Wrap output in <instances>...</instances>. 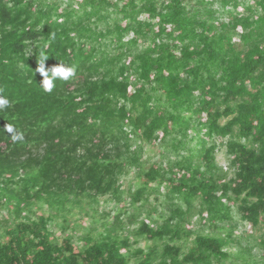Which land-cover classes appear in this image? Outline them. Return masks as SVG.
<instances>
[{
  "label": "trees",
  "instance_id": "1",
  "mask_svg": "<svg viewBox=\"0 0 264 264\" xmlns=\"http://www.w3.org/2000/svg\"><path fill=\"white\" fill-rule=\"evenodd\" d=\"M0 97V264H231L235 210L264 227V0H0Z\"/></svg>",
  "mask_w": 264,
  "mask_h": 264
},
{
  "label": "rangeland",
  "instance_id": "2",
  "mask_svg": "<svg viewBox=\"0 0 264 264\" xmlns=\"http://www.w3.org/2000/svg\"><path fill=\"white\" fill-rule=\"evenodd\" d=\"M144 158L148 159L150 158V162L161 160V148L159 147H150L146 145V151L144 154ZM217 160L220 163V165H223L224 167L228 166V159L226 155V149L225 147H222L217 152ZM149 165V163H148ZM125 186L129 187L132 183L136 181L135 178V171H132L129 175H127L124 179ZM107 197H102L100 204H99V213L100 214H107L110 213L111 217L115 214V203L113 201L107 200ZM47 210V209H45ZM155 215H158L157 213ZM78 217V214H75L73 218ZM101 217L100 215L98 216ZM103 219V218H101ZM92 219L86 217L87 224L90 223ZM233 224L235 226V230L237 234L247 233L245 236H243L242 245L241 247H238L234 245L231 250L233 251L232 258L228 261L231 264H264V251L257 245V241L261 238L262 235H264V227L260 230H254L249 224H245L241 221L240 216L238 212L235 210L234 212V221ZM225 225H228L227 223ZM100 226V224H98ZM54 230L57 234H62L63 230L60 226L54 225ZM74 229V228H72ZM72 229H68V232H72ZM76 234L81 233V229H75ZM212 229L208 228L205 232H211ZM140 246H145L146 241L143 240L139 243ZM240 248H247L250 249L249 254H246L247 259H243V257L240 256Z\"/></svg>",
  "mask_w": 264,
  "mask_h": 264
},
{
  "label": "clouds",
  "instance_id": "3",
  "mask_svg": "<svg viewBox=\"0 0 264 264\" xmlns=\"http://www.w3.org/2000/svg\"><path fill=\"white\" fill-rule=\"evenodd\" d=\"M46 59L47 56H41L36 71L42 76L40 87L43 91L50 93L55 87V82L57 80L66 81L70 79L76 74V68L74 66H66L61 62L55 66L46 67ZM8 103L9 101L6 98L0 97V110L6 108ZM3 130L13 142L22 141L24 138L23 134L18 132L12 124H6Z\"/></svg>",
  "mask_w": 264,
  "mask_h": 264
}]
</instances>
